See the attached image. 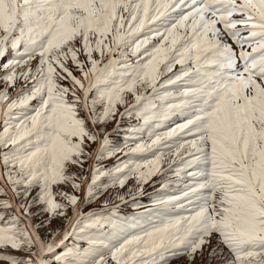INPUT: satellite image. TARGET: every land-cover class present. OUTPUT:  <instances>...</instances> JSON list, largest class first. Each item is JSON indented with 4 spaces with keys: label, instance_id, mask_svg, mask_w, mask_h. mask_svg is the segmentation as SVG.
Here are the masks:
<instances>
[{
    "label": "snow or ice",
    "instance_id": "6c2138e0",
    "mask_svg": "<svg viewBox=\"0 0 264 264\" xmlns=\"http://www.w3.org/2000/svg\"><path fill=\"white\" fill-rule=\"evenodd\" d=\"M0 264H264V0H0Z\"/></svg>",
    "mask_w": 264,
    "mask_h": 264
},
{
    "label": "rangeland",
    "instance_id": "374dc122",
    "mask_svg": "<svg viewBox=\"0 0 264 264\" xmlns=\"http://www.w3.org/2000/svg\"><path fill=\"white\" fill-rule=\"evenodd\" d=\"M113 162H114V160H109L107 163L109 165H111ZM131 183H133V181L130 180L129 184H131ZM126 190L127 189L125 188L124 190H121V191H126ZM109 191H112V190L110 189ZM145 192H146V194L144 196L138 198V202L141 205H145L146 206V205L149 204L150 199L155 195V190L150 185H145ZM106 196H107V193L105 194V196H102L100 199L103 200ZM87 210L88 209L86 208L85 211H87ZM127 211H129V212L143 211V208L136 209L135 204L129 203V205L127 206Z\"/></svg>",
    "mask_w": 264,
    "mask_h": 264
}]
</instances>
